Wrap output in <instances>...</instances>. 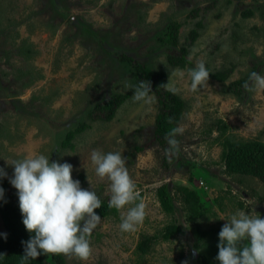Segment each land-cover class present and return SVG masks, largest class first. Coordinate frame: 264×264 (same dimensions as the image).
<instances>
[{
  "label": "rangeland",
  "instance_id": "obj_1",
  "mask_svg": "<svg viewBox=\"0 0 264 264\" xmlns=\"http://www.w3.org/2000/svg\"><path fill=\"white\" fill-rule=\"evenodd\" d=\"M172 24H179L177 48L185 47L190 62L181 69L183 78L174 74L180 68L167 63L160 43ZM194 29L198 37L190 42ZM200 62L213 71L232 72L225 81L207 80L192 91L187 70ZM135 63L163 71L165 89L175 91L185 104L178 125L182 132L171 154L153 139L158 110L154 95L136 101L132 94L110 121L92 118L98 103L135 84ZM254 66L264 76V0H0V167L8 174L5 193L18 204L9 163L43 153L50 161L70 163L72 178L82 188L109 201L110 182L96 176L90 153L120 152L136 186V203L146 206L145 219L135 231L121 232V219L134 205L101 218L90 236L89 257L62 254L65 264H203L202 259L219 264L218 233L224 219L241 210L264 218V185L250 176L227 174L216 125L225 122V134L235 139L264 142V89L252 81L241 99L230 87ZM68 132H74L71 146L64 145ZM163 184L174 196L170 215L156 196ZM179 187L197 192L210 212L190 221ZM171 223L180 225L184 235L164 240L163 230ZM145 238L152 240L141 253L137 245Z\"/></svg>",
  "mask_w": 264,
  "mask_h": 264
},
{
  "label": "clouds",
  "instance_id": "obj_2",
  "mask_svg": "<svg viewBox=\"0 0 264 264\" xmlns=\"http://www.w3.org/2000/svg\"><path fill=\"white\" fill-rule=\"evenodd\" d=\"M187 72L192 91L202 87L210 73L203 62ZM174 74L180 78L185 75L181 69H175ZM250 79L255 88L264 89V76L252 72ZM151 92L150 82L141 81L133 99L148 100ZM181 132L182 129L176 128L168 134L169 145H177L175 135ZM90 160L96 176L110 182L108 207L121 210L125 205H134L128 208L119 227L121 232L135 231L145 219L146 206L143 202L136 203V186L124 157L120 152L93 149ZM9 164L13 166L9 183L16 189L22 223L31 234L27 241H22V264L42 254H67L87 259L91 252L90 236L101 222L100 215L94 211L102 205L96 192L82 188L80 181L72 178L70 163L50 161L49 155L43 153ZM7 175L4 168H0V180ZM4 199L5 190L0 187V201ZM224 220L218 233L216 259L219 264H264V218L259 213L253 216L241 210ZM0 236L6 237V234L0 233Z\"/></svg>",
  "mask_w": 264,
  "mask_h": 264
},
{
  "label": "trees",
  "instance_id": "obj_3",
  "mask_svg": "<svg viewBox=\"0 0 264 264\" xmlns=\"http://www.w3.org/2000/svg\"><path fill=\"white\" fill-rule=\"evenodd\" d=\"M197 11L192 12L193 16L197 15ZM197 26H200L199 22ZM178 29L179 24H172L168 28V38L160 39V43L164 47L167 56V63L172 67L185 68L190 62L186 58V49L181 46L179 49L178 43ZM196 29V28H195ZM192 30L189 33L188 39L190 42H194L198 37V31ZM120 59L129 60L130 58L125 55H121ZM209 70L208 80H214L222 82L227 80L232 72V68L222 70ZM136 80L135 84L125 93H120L111 96L107 100H103L98 103L95 108V114L92 118L102 121H110L113 119L117 108L128 99L135 91L136 86L141 81H149L152 86V92L150 95H154L157 101V114L154 119L153 125V139L158 145H160L167 153L171 154L174 151V146L168 143V134L173 129L178 128L181 121V117L185 108L183 100L173 90L165 89L167 75L161 70H153L146 64L135 63ZM258 71V66H254L250 73ZM250 73L240 80H237L230 84L232 92L239 98L243 99L253 83L250 79ZM248 85V87H245ZM218 126L221 146V158L225 166L227 174H237L242 176H250L256 178L264 185V142L257 140H238L225 134L228 126L225 122L218 120L216 122ZM178 134L175 135V139H178ZM74 132H68L65 136L64 145L71 146L69 141L73 138ZM142 148H138L140 151ZM168 158L169 156L166 155ZM165 158V161L166 159ZM178 166H183V163L177 161ZM189 164H186L187 169ZM1 168V167H0ZM0 187L5 190V180H0ZM181 199L186 205L188 210L187 218L190 221H195L202 216L206 215L210 210L204 207L201 203V199L197 192L190 190L186 187H179ZM156 196L162 211L166 214H173L175 211L174 196L170 191L167 184H163L156 189ZM140 197H138V200ZM101 200V199H100ZM6 201V202H5ZM102 205L94 211L100 215L101 218H107L117 213L115 208L108 207V201L102 199ZM0 213L5 224V236H0V264H22V257L24 253V246L22 241H27L30 238V233L26 231L23 223L22 216L19 210L18 204L11 202L10 196L5 193L4 201H0ZM176 235H184V232L180 225L171 223L167 225L162 233V239L169 240ZM202 233V237H204ZM151 238H145L137 245V250L141 253H145L149 249L148 241ZM203 264L205 260L202 259ZM26 264H65V259L62 254H42L36 259L28 260Z\"/></svg>",
  "mask_w": 264,
  "mask_h": 264
}]
</instances>
